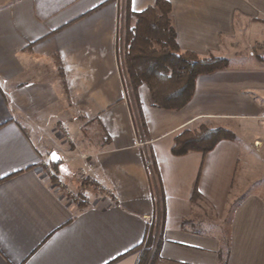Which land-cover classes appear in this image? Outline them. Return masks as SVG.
I'll list each match as a JSON object with an SVG mask.
<instances>
[{
	"label": "crops",
	"instance_id": "crops-1",
	"mask_svg": "<svg viewBox=\"0 0 264 264\" xmlns=\"http://www.w3.org/2000/svg\"><path fill=\"white\" fill-rule=\"evenodd\" d=\"M171 2L181 48L230 63L200 75L180 110L141 85L139 115L121 0H0V264H137L159 215L155 264H264V0ZM202 122L237 138L173 155ZM52 151L84 207L44 171ZM85 155L96 191L80 187Z\"/></svg>",
	"mask_w": 264,
	"mask_h": 264
},
{
	"label": "trees",
	"instance_id": "trees-1",
	"mask_svg": "<svg viewBox=\"0 0 264 264\" xmlns=\"http://www.w3.org/2000/svg\"><path fill=\"white\" fill-rule=\"evenodd\" d=\"M171 0H155L143 10L135 11L131 0H124L120 24V57L124 67L129 95L138 109L141 106L138 88L146 85L156 107L180 110L193 98L197 78L202 74L226 68L229 58L219 55L200 56L193 50H183L173 23ZM140 121V119H139ZM142 121V120H141ZM235 132L225 126L204 122L187 127L175 135L171 152L181 156L190 152L207 153L223 139L235 140ZM58 164L52 162L57 172ZM99 187L90 176L82 178L80 187ZM80 207L86 205L84 193H77ZM151 225L137 264H148L155 253L162 222ZM150 259V257H149Z\"/></svg>",
	"mask_w": 264,
	"mask_h": 264
},
{
	"label": "built area",
	"instance_id": "built-area-1",
	"mask_svg": "<svg viewBox=\"0 0 264 264\" xmlns=\"http://www.w3.org/2000/svg\"><path fill=\"white\" fill-rule=\"evenodd\" d=\"M263 51H264V44H263ZM61 131L63 132L64 136L67 139H72V136L70 134V132L68 131L67 127L65 125H61ZM85 160L87 161V164L84 168L81 169V175L83 177L87 176L89 173V170L93 169L95 166V162L92 160V157H90L89 155L85 156ZM43 169L46 172L47 176L50 179H55L56 181V185L61 188L64 185H66V183H64L61 178L59 177V174L53 169L52 167V160L51 158H47V160L43 161ZM67 186V185H66ZM67 192L71 191L70 188H66L65 189ZM73 195L74 198H76V194L71 193Z\"/></svg>",
	"mask_w": 264,
	"mask_h": 264
},
{
	"label": "rangeland",
	"instance_id": "rangeland-1",
	"mask_svg": "<svg viewBox=\"0 0 264 264\" xmlns=\"http://www.w3.org/2000/svg\"><path fill=\"white\" fill-rule=\"evenodd\" d=\"M122 1V3H123V5H124V0H121ZM123 8V7H122ZM263 45V44H262ZM261 56V55H260ZM231 60L232 61H234L235 60V58L234 57H232L231 58ZM207 124V123H206ZM58 129H60L61 130V127L59 126L58 127ZM59 131V130H58ZM60 132V131H59ZM260 133H261V129H260V131H259ZM60 134L62 135V138H63V140H65V141H67V142H72L73 141V135H72V139H67L65 136H64V134H63V132L61 131L60 132ZM89 140L91 139V140H93V141H95L97 138H96V136L94 135V134H89ZM252 147V146H251ZM86 156V155H85ZM92 160L94 161V159L92 158ZM151 160H152V158H151ZM95 162V161H94ZM86 164H87V161L85 160V164L79 169V171H78V174H79V176H80V178L82 177V175H81V169L82 168H84L85 166H86ZM92 170V169H91ZM90 171V170H89ZM88 174H90V173H88ZM88 176V175H87ZM60 177V176H59ZM82 179V178H81ZM53 182H54V184L56 183V181H55V179H51ZM61 180L65 183V181L61 178ZM56 185V184H55ZM57 186V185H56ZM58 187V186H57ZM59 188V187H58ZM66 188H69V186L67 185H64L63 187H61L60 189H66ZM99 188V187H98ZM71 190V189H70ZM86 190V189H85ZM90 190V189H89ZM91 190H93V191H96L97 190V188L96 187H94V186H92V189ZM101 190V189H100ZM102 192H103V190H101ZM109 191V193H111L112 191H110V190H108ZM70 193H73V190H71V191H69ZM97 192H99V191H97ZM75 194V193H74ZM77 195V194H76ZM143 256V255H142ZM149 257H150V259H149ZM149 257H148V260L146 261V263L148 262V264H155V261H156V259H154L153 260V258H154V253H153V255L151 256V255H149Z\"/></svg>",
	"mask_w": 264,
	"mask_h": 264
},
{
	"label": "water",
	"instance_id": "water-1",
	"mask_svg": "<svg viewBox=\"0 0 264 264\" xmlns=\"http://www.w3.org/2000/svg\"><path fill=\"white\" fill-rule=\"evenodd\" d=\"M50 158H51L52 162L57 163L58 159H59V155L56 153V151H52L51 155H50Z\"/></svg>",
	"mask_w": 264,
	"mask_h": 264
}]
</instances>
